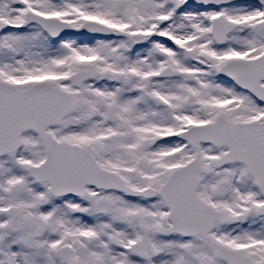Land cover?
<instances>
[{
	"label": "rangeland",
	"instance_id": "1",
	"mask_svg": "<svg viewBox=\"0 0 264 264\" xmlns=\"http://www.w3.org/2000/svg\"><path fill=\"white\" fill-rule=\"evenodd\" d=\"M28 12L70 29L94 22L113 36L53 40L25 23ZM217 17L234 24L221 43L210 36V20ZM0 23V81L20 90L46 81L69 93L73 113L48 131L59 143L88 149L97 165L132 190L124 197L86 187L80 199L51 198L46 182L26 177L44 153L36 136L24 133L21 148L0 158V264H223L205 241L173 234L162 202L145 190H157L193 158L181 131L217 115L231 122L264 120V106L219 76L228 61L264 52V6L0 0ZM165 70L171 73L158 78ZM77 71L91 76L79 89L65 81ZM225 151L200 146L207 173L198 175L197 195L233 217L232 223L216 224L210 238L264 264V216L258 213L263 200L241 166L212 169L211 160ZM10 208L15 219L3 215ZM135 245L144 251L139 259L131 252Z\"/></svg>",
	"mask_w": 264,
	"mask_h": 264
},
{
	"label": "water",
	"instance_id": "2",
	"mask_svg": "<svg viewBox=\"0 0 264 264\" xmlns=\"http://www.w3.org/2000/svg\"><path fill=\"white\" fill-rule=\"evenodd\" d=\"M245 1H254L264 6V0H191V3L212 7ZM25 18L26 23L38 25L57 39L110 33L106 27L93 22L70 29L66 23L54 18H43L31 13H27ZM211 25V36L217 43H221L234 27L222 18L212 19ZM220 73L249 93L258 103L264 104V53L253 59L231 60ZM166 76L167 71L158 74V77ZM89 79L87 72H76L66 82L79 88ZM73 110L74 104L70 95L47 82H37L28 90H20L15 85L0 81V157L16 152L22 144L21 135L31 132L43 145L45 158L39 166H30L27 176L35 184L48 183V193L52 197L82 198L87 186L96 190H112L123 196L131 195V189L122 179L99 167L87 149L59 143L47 131L48 128L60 126ZM263 133L264 121L229 122L222 116H217L211 123L191 127L181 133V138L194 153L193 159L174 169L158 190H145L148 196H159L168 209L173 233L186 239L201 237L209 241L213 257L225 264L256 263L238 250L210 240L209 232L214 225L229 223L232 218L228 213L217 211L205 204L197 196V175L206 174L200 144H208L215 149L226 148V152L211 161L212 168L219 169L232 164L244 167L264 199ZM258 212L264 215V203ZM4 215L8 219L16 217L12 209L4 211ZM132 251L138 256L143 255L140 245L133 246Z\"/></svg>",
	"mask_w": 264,
	"mask_h": 264
},
{
	"label": "trees",
	"instance_id": "3",
	"mask_svg": "<svg viewBox=\"0 0 264 264\" xmlns=\"http://www.w3.org/2000/svg\"><path fill=\"white\" fill-rule=\"evenodd\" d=\"M87 109H88L87 111L92 112V106H91V104H88L87 105Z\"/></svg>",
	"mask_w": 264,
	"mask_h": 264
},
{
	"label": "bare ground",
	"instance_id": "4",
	"mask_svg": "<svg viewBox=\"0 0 264 264\" xmlns=\"http://www.w3.org/2000/svg\"><path fill=\"white\" fill-rule=\"evenodd\" d=\"M183 32H184V30H183ZM83 226H84V227H87V225H86L85 223L83 224Z\"/></svg>",
	"mask_w": 264,
	"mask_h": 264
}]
</instances>
